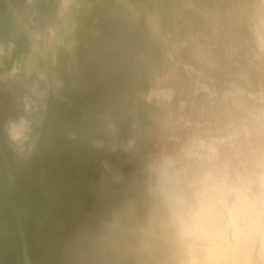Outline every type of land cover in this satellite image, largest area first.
Here are the masks:
<instances>
[{"label":"clouds","instance_id":"obj_1","mask_svg":"<svg viewBox=\"0 0 264 264\" xmlns=\"http://www.w3.org/2000/svg\"><path fill=\"white\" fill-rule=\"evenodd\" d=\"M59 145L54 264H264V0H9L0 151Z\"/></svg>","mask_w":264,"mask_h":264},{"label":"rangeland","instance_id":"obj_2","mask_svg":"<svg viewBox=\"0 0 264 264\" xmlns=\"http://www.w3.org/2000/svg\"><path fill=\"white\" fill-rule=\"evenodd\" d=\"M8 3L0 0V20L7 14ZM2 154L0 151V249L12 247L5 261L54 264L62 231L73 210L85 199L91 168L66 146L47 147L33 161L39 165V178L33 180L31 174L28 180L19 177L13 184V201L3 182Z\"/></svg>","mask_w":264,"mask_h":264},{"label":"bare ground","instance_id":"obj_3","mask_svg":"<svg viewBox=\"0 0 264 264\" xmlns=\"http://www.w3.org/2000/svg\"><path fill=\"white\" fill-rule=\"evenodd\" d=\"M1 162H2V167L5 169V172L3 174V182L4 185L8 188L9 190V195L11 196L12 200H15V194H14V187L13 184L16 180L18 179H29V175L31 174L33 180L39 178L40 175V170H39V165L37 164V162H33L30 170H13L11 169L4 157V154L1 155ZM8 177H13L11 180L8 179ZM21 177V178H19ZM88 178V177H87ZM88 180V179H87ZM80 182V181H79ZM82 182V181H81ZM83 183V182H82ZM84 184V183H83ZM84 196V195H83ZM24 219V218H23ZM27 220V218H26ZM18 221V219H17ZM25 220H22V222ZM21 222V221H20ZM26 222V221H25ZM24 222V223H25ZM19 223V222H18ZM19 225V224H18ZM21 228V227H20ZM23 229V228H22ZM19 232V231H18ZM20 233V232H19ZM27 243V242H26ZM24 244V243H23ZM25 245V244H24ZM20 247V246H19ZM24 249V248H23ZM20 250V249H19ZM24 251V250H23ZM23 255V254H22Z\"/></svg>","mask_w":264,"mask_h":264},{"label":"crops","instance_id":"obj_4","mask_svg":"<svg viewBox=\"0 0 264 264\" xmlns=\"http://www.w3.org/2000/svg\"><path fill=\"white\" fill-rule=\"evenodd\" d=\"M12 252V247H8V248H3V249H0V256L1 258H3L2 260H0V264H8L6 263L5 259L8 258V255L9 253Z\"/></svg>","mask_w":264,"mask_h":264}]
</instances>
